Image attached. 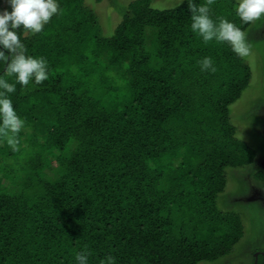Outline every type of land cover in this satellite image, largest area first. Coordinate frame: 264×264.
<instances>
[{"label": "trees", "instance_id": "trees-1", "mask_svg": "<svg viewBox=\"0 0 264 264\" xmlns=\"http://www.w3.org/2000/svg\"><path fill=\"white\" fill-rule=\"evenodd\" d=\"M57 2L41 33L21 37L49 79L11 94L25 127L17 151L0 141V264H75L85 249L88 264L230 255L244 225L217 201L228 170L257 154L231 116L251 70L227 44L191 32L189 3L206 0L133 1L110 35L83 0ZM236 3L214 0L209 14L245 32ZM206 56L214 73L200 71ZM249 254L264 264V248Z\"/></svg>", "mask_w": 264, "mask_h": 264}, {"label": "clouds", "instance_id": "clouds-1", "mask_svg": "<svg viewBox=\"0 0 264 264\" xmlns=\"http://www.w3.org/2000/svg\"><path fill=\"white\" fill-rule=\"evenodd\" d=\"M9 9L0 11V141L13 151L19 147V133L25 127V121L13 107L11 94L16 92V85L21 89L30 83L35 86L49 79V68L43 57L27 54L21 37L42 32L45 24L58 13L57 0H6ZM214 0L197 5L189 3L190 29L203 43L215 42L227 44L231 51L241 59L247 58L251 48L245 32L231 21L218 17L213 20L209 6ZM235 14L242 24H249L264 17V0H237ZM201 72L216 71L213 59L203 57L197 61ZM12 78V82L5 79ZM88 251L81 250L75 255V264H88ZM100 264H115L111 255L101 259Z\"/></svg>", "mask_w": 264, "mask_h": 264}, {"label": "rangeland", "instance_id": "rangeland-1", "mask_svg": "<svg viewBox=\"0 0 264 264\" xmlns=\"http://www.w3.org/2000/svg\"><path fill=\"white\" fill-rule=\"evenodd\" d=\"M133 1L136 0H83V6L93 12L101 33L110 35ZM149 1L154 8L166 9L175 7L184 0ZM5 9H9L6 0H0V11ZM263 20L264 17L251 22L245 31L251 53L244 60L250 67L251 78L240 99L231 106V116L237 127L238 137L255 149L257 154L252 164L228 170L227 186L217 201L221 211L235 212L241 217L244 237L230 255L204 264H249L250 249L264 248V181L255 177L264 172Z\"/></svg>", "mask_w": 264, "mask_h": 264}, {"label": "water", "instance_id": "water-1", "mask_svg": "<svg viewBox=\"0 0 264 264\" xmlns=\"http://www.w3.org/2000/svg\"><path fill=\"white\" fill-rule=\"evenodd\" d=\"M258 254H259V252H257L256 254H255V257L257 258V256H258Z\"/></svg>", "mask_w": 264, "mask_h": 264}, {"label": "flooded vegetation", "instance_id": "flooded-vegetation-1", "mask_svg": "<svg viewBox=\"0 0 264 264\" xmlns=\"http://www.w3.org/2000/svg\"><path fill=\"white\" fill-rule=\"evenodd\" d=\"M264 21V20H263ZM263 26H264V24H263ZM259 196V195H258Z\"/></svg>", "mask_w": 264, "mask_h": 264}]
</instances>
